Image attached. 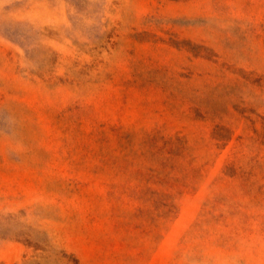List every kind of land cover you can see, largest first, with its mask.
Listing matches in <instances>:
<instances>
[{"label": "rangeland", "instance_id": "1", "mask_svg": "<svg viewBox=\"0 0 264 264\" xmlns=\"http://www.w3.org/2000/svg\"><path fill=\"white\" fill-rule=\"evenodd\" d=\"M0 264H264V0H0Z\"/></svg>", "mask_w": 264, "mask_h": 264}]
</instances>
